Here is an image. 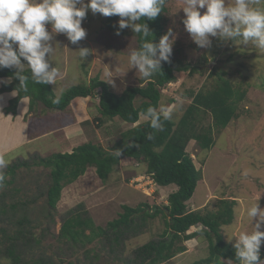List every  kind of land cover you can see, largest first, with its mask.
Instances as JSON below:
<instances>
[{
    "label": "rangeland",
    "instance_id": "rangeland-1",
    "mask_svg": "<svg viewBox=\"0 0 264 264\" xmlns=\"http://www.w3.org/2000/svg\"><path fill=\"white\" fill-rule=\"evenodd\" d=\"M165 1L169 19L165 27L166 33L169 29L172 30L169 37L173 41L171 56L191 64V67L195 66V69L175 72L177 81L163 90L160 109L161 106L172 107V120L177 122L190 103L188 91L197 90L215 65L219 70H225L227 78L236 87L246 91L244 100L239 103L238 117L214 136V143L209 150L197 155L194 141H190L187 146L188 153L201 172L195 191L187 201L188 207L195 210L207 205L216 211L218 207L215 208V203L218 199L236 200L232 222L221 228L224 240L234 244L236 235L240 232H251L258 219L248 218L247 208L259 197L258 206L264 209V49L257 48L251 41L245 43L240 37L220 38L211 35L210 46L200 47L183 25V0ZM233 2L234 0H225V5L231 6ZM251 6L264 8V0H255ZM120 19L118 15L106 17L88 10L82 20L86 36L75 45L68 40L66 34L56 33L53 25L46 23V30L51 36L46 43L51 46L52 52L46 53L45 59L49 62L50 69L55 67L61 70L67 67L68 70L64 79L53 84V89L58 95L70 86L88 84L94 76L105 81L106 72L111 75L113 83L106 82L117 94L122 93L127 86L140 82L142 74L137 67L129 63L131 52L137 51V35L131 26L119 29ZM13 47L18 51V44L13 43ZM82 48L89 49L84 58L79 56ZM20 59L22 68L30 69L28 62L23 57ZM84 99L76 98L74 102ZM170 99L174 102L171 103ZM94 102L95 99L91 98L90 105ZM74 108L75 105L71 102L70 107L64 110L66 119L76 118L77 111L74 113ZM90 108L95 110L93 105ZM144 121L143 116H140L135 125ZM128 126L130 127L123 124V129ZM80 128L88 135L86 139L81 132L72 135L69 131L68 135L78 144L99 137L102 140H99L101 145L109 148L114 141V137H110L113 135L110 129L100 136V131L91 123L82 124ZM44 144L45 142L38 141L31 146L18 148L4 158L8 164L23 160L31 162L34 157H47L61 151L62 145L59 143L49 148H44ZM38 147L43 148L41 155L32 152ZM143 166V173L140 174L136 162L123 159L106 180L100 179L95 169L89 167L85 174L63 188L57 207L51 213H48L45 193L49 169L35 165L20 168L12 185L0 186V208L4 206L6 210L5 213L0 210L1 247L11 243L3 241L4 236L15 235V231L22 227L18 224V219L25 216L29 223H26L23 229L28 230L34 238L27 242L28 245L25 240H18V251L22 252L26 259L42 258L50 262L49 264H64L62 261L73 264H87L89 261L94 264H125L124 261L132 257L138 246L158 239L165 227L161 215L151 220L143 232L128 238L118 246L98 238L93 239L91 243L73 245L68 241H59L58 236L68 210L79 205L88 211L96 225L104 227L108 221L117 218L124 204L135 206L146 202L150 208L166 204L167 195L176 190L177 186L170 184L158 187L144 173ZM5 170L6 168L3 172ZM6 178L10 176L6 175ZM13 204L15 207L10 208ZM1 228H6V231ZM261 230H264V225ZM35 239L38 242H35ZM184 244L187 248L184 253L161 264H188L208 253V242L203 234L184 241ZM263 245L264 242L261 248ZM2 262L10 264L4 260Z\"/></svg>",
    "mask_w": 264,
    "mask_h": 264
},
{
    "label": "trees",
    "instance_id": "trees-1",
    "mask_svg": "<svg viewBox=\"0 0 264 264\" xmlns=\"http://www.w3.org/2000/svg\"><path fill=\"white\" fill-rule=\"evenodd\" d=\"M167 11L164 3L162 11L153 20L144 17L135 22L148 25L149 42L158 44L160 37L166 33L165 27L169 20ZM136 35L139 50L145 38L142 33ZM191 66L170 55L169 61H162L161 69L151 78L146 79L142 76L137 85L127 86L120 94L113 92L106 81L94 76L88 84L70 86L59 96L56 95L52 84L34 83L29 68L14 65L0 67V77L11 78L10 83L1 85L0 93L12 90L17 92L4 108L5 113L15 114L17 103L23 97L29 99V112L38 106L52 111H64L76 98H93L95 102L91 105L95 107V112L91 118L83 121V125L91 123L100 131V136L110 129L113 133L110 137H114L109 148L101 145L99 141L101 138L96 137L92 141L77 145L71 152H56L47 157H34L31 162L23 160L8 164L4 174L10 178H6L3 185H12L18 170L22 167L35 165L48 168L49 181L45 193L48 213H51L57 207L63 188L85 174L89 167L95 169L100 179L106 180L122 159H131L137 163L140 174L143 173L141 166L144 165L142 167L144 173L158 187L170 184L177 186L176 190L167 195V203L162 206L155 205L153 208L146 202H140L135 206L124 204L117 218L108 221L104 227L96 225L88 211L79 205L66 213L60 228L59 241H68L75 245L91 243L93 239L98 238L110 245L118 246L128 238L136 237L143 232L151 220L161 215L165 227L158 239L138 246L132 257L124 261L125 264L164 263L187 250L184 241L202 234L208 242V253L205 257L188 264H239L234 244L225 241L221 233L222 226L233 220V205L236 200L218 199L215 203V208L218 207L216 211L207 205L195 210L188 207L187 201L195 191L201 172L188 153L187 146L190 141H194L197 155L209 150L214 143V136L238 117L239 103L244 100L246 91L236 87L227 78L225 70H219L215 65L197 90L188 91L190 103L177 122L172 119L164 120L161 113L162 130L151 127L150 117L135 125L148 107L151 106L157 112H161L163 90L177 81L176 71L195 69V66ZM21 75L27 77L23 83L19 78ZM55 99H58L59 103H53ZM170 100L171 103L174 102L173 99ZM123 124L130 127L123 129ZM92 133L95 134L93 131ZM148 133L153 134V139H148ZM117 151L119 155L115 154ZM13 207L15 204L10 206ZM0 210L3 213L6 211L4 206ZM26 223H29L27 217L19 218L18 224L22 227L15 231V235L4 236L3 241L11 243L2 247L0 245V264H3V260L10 264L50 263L42 258L26 259L22 252L18 251L19 238L21 241L25 240V243L34 240L32 234L23 229ZM1 230L6 231V228ZM35 242L38 240L35 239ZM260 253L261 259H264V245ZM87 264L94 263L89 261Z\"/></svg>",
    "mask_w": 264,
    "mask_h": 264
},
{
    "label": "clouds",
    "instance_id": "clouds-1",
    "mask_svg": "<svg viewBox=\"0 0 264 264\" xmlns=\"http://www.w3.org/2000/svg\"><path fill=\"white\" fill-rule=\"evenodd\" d=\"M254 2L234 0L231 6H226L225 0H183V25L200 47L210 46L211 35L220 38L240 37L243 42L251 41L257 48L264 49V8L251 6ZM164 3L165 0H0V67L14 65L22 68L20 58L23 57L28 62L34 83L55 84L59 69H50L45 59L46 53L52 52L51 46L46 43L51 39L46 23H51L56 33L66 34L75 45L86 36L82 20L91 10L94 14L98 12L106 17L118 15L121 18L119 29L131 26L135 33L143 34L145 40L139 50L131 52L129 63L137 67L144 78H151L161 69L162 61H169L173 44L169 38L172 30L161 36L158 44H153L147 40L150 35L148 25L132 22L144 17L153 20L162 11ZM13 43L18 44V51L14 50ZM88 52L87 48L80 49V58H84ZM105 75V81L112 84L111 75L107 72ZM19 78L22 83L27 79L23 75ZM53 103H59V100L55 99ZM173 111L172 107L161 106V112H157L150 106L143 118L147 120L150 117L151 127L162 130L161 113L167 121L172 119ZM147 136L149 140L153 139L152 133ZM115 154L119 155V151ZM7 165L8 161L0 156V186L6 179L3 170ZM258 199L246 210L248 218H258L253 230L240 232L233 245L239 264H264L260 253L264 242V230H261L264 209L258 206Z\"/></svg>",
    "mask_w": 264,
    "mask_h": 264
},
{
    "label": "crops",
    "instance_id": "crops-1",
    "mask_svg": "<svg viewBox=\"0 0 264 264\" xmlns=\"http://www.w3.org/2000/svg\"><path fill=\"white\" fill-rule=\"evenodd\" d=\"M67 73V67L59 70L55 84L64 79ZM8 80L11 81V78L0 77V87L3 83H7ZM16 95L17 92L15 90L0 93V156L5 157L18 148L31 146L38 141L45 142L44 148H49L59 143L62 145L60 152H71L79 144L69 138V131L72 135L83 133L84 139L88 136L85 132H82L80 126H82L86 118H91L95 112L90 108L91 98L76 102L73 100L72 102L75 105L73 111L74 113L77 111L76 118L66 119L65 114H63L64 111L56 112L41 106L29 112L28 97H23L19 100L15 114L5 113L4 108L8 106L9 101ZM56 95L58 94L56 93ZM83 142H86V140ZM42 149L38 147L32 152H37L41 155Z\"/></svg>",
    "mask_w": 264,
    "mask_h": 264
}]
</instances>
